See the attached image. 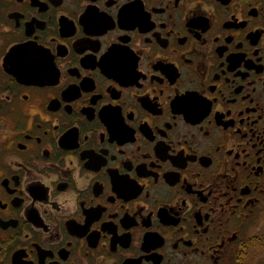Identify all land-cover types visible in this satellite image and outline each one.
<instances>
[{
	"label": "flooded vegetation",
	"instance_id": "1",
	"mask_svg": "<svg viewBox=\"0 0 264 264\" xmlns=\"http://www.w3.org/2000/svg\"><path fill=\"white\" fill-rule=\"evenodd\" d=\"M0 264H264V0H0Z\"/></svg>",
	"mask_w": 264,
	"mask_h": 264
}]
</instances>
